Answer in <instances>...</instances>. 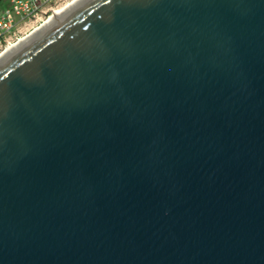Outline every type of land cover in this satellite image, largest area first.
<instances>
[{"label": "water", "instance_id": "1", "mask_svg": "<svg viewBox=\"0 0 264 264\" xmlns=\"http://www.w3.org/2000/svg\"><path fill=\"white\" fill-rule=\"evenodd\" d=\"M41 25L0 60V264H264V0Z\"/></svg>", "mask_w": 264, "mask_h": 264}, {"label": "built area", "instance_id": "2", "mask_svg": "<svg viewBox=\"0 0 264 264\" xmlns=\"http://www.w3.org/2000/svg\"><path fill=\"white\" fill-rule=\"evenodd\" d=\"M60 1L4 0L0 6V52L27 34L37 21L42 23Z\"/></svg>", "mask_w": 264, "mask_h": 264}, {"label": "bare ground", "instance_id": "3", "mask_svg": "<svg viewBox=\"0 0 264 264\" xmlns=\"http://www.w3.org/2000/svg\"><path fill=\"white\" fill-rule=\"evenodd\" d=\"M79 1L80 0H70L69 2H67L64 5L58 6L52 12V14H50L42 23L36 25L27 34H25L24 36L20 37L16 42L12 43L7 48H5V50H3L2 52H0V60H1V58H3V56H5V54H7L11 50H13L15 47H17L22 42L26 41L30 36H32V34H34V32H36L38 29H40L41 28L40 27L41 24H46V23H49V22L55 20L56 18H58L59 16H61L64 12H66L67 10H69L72 6H74L75 4H77ZM41 26H43V25H41Z\"/></svg>", "mask_w": 264, "mask_h": 264}, {"label": "rangeland", "instance_id": "4", "mask_svg": "<svg viewBox=\"0 0 264 264\" xmlns=\"http://www.w3.org/2000/svg\"><path fill=\"white\" fill-rule=\"evenodd\" d=\"M1 1H4V0H0V2ZM70 0H61L60 1V4H59V6H61V5H64V4H66L67 2H69ZM42 22V21H41ZM38 24H40V21H37L35 24H33V28L36 26V25H38ZM32 29V27L29 29V30H27L25 33H28V31H30Z\"/></svg>", "mask_w": 264, "mask_h": 264}, {"label": "trees", "instance_id": "5", "mask_svg": "<svg viewBox=\"0 0 264 264\" xmlns=\"http://www.w3.org/2000/svg\"><path fill=\"white\" fill-rule=\"evenodd\" d=\"M2 2H3V1L0 2V6L2 5Z\"/></svg>", "mask_w": 264, "mask_h": 264}]
</instances>
